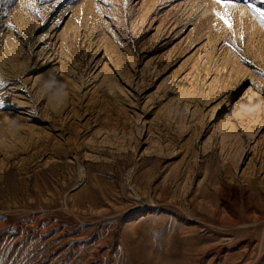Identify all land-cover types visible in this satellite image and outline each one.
I'll list each match as a JSON object with an SVG mask.
<instances>
[{
	"label": "rangeland",
	"instance_id": "1",
	"mask_svg": "<svg viewBox=\"0 0 264 264\" xmlns=\"http://www.w3.org/2000/svg\"><path fill=\"white\" fill-rule=\"evenodd\" d=\"M29 2L0 0V264H264V27L245 3L228 29L213 0Z\"/></svg>",
	"mask_w": 264,
	"mask_h": 264
},
{
	"label": "bare ground",
	"instance_id": "2",
	"mask_svg": "<svg viewBox=\"0 0 264 264\" xmlns=\"http://www.w3.org/2000/svg\"><path fill=\"white\" fill-rule=\"evenodd\" d=\"M64 15L63 12H61L60 14V18ZM10 30V29H9ZM8 30V31H9ZM7 32V30H6ZM12 34V33H11ZM10 34V35H11ZM4 39H0V47L1 50L3 51L2 54L0 55V66L3 67L2 69L7 68L8 63H14L16 62V58H15V54L17 55V50H14V45L16 44V42L13 40V35L8 36V37H1ZM71 41V40H70ZM65 43V40H62L59 44V48H60V52L61 54L64 50L63 47ZM67 44V43H66ZM0 50V51H1ZM1 53V52H0ZM60 55V54H59ZM19 56V55H18ZM62 56V55H60ZM64 57V56H63ZM69 59V58H68ZM67 62V61H66ZM61 65L56 68V72L58 71L57 74H55V70L54 73H51L49 77H46L43 82H41L40 85V89L45 92L46 97L49 98V100H51L52 96H56L58 97V99H60L59 97H62L64 95V93L66 92V89L68 87V82L67 79H69L70 74H72L69 70H67V68H65V65H62V63H60ZM10 65V64H9ZM12 68V67H11ZM12 69H10V67L7 69L6 73H10ZM12 72V71H11ZM5 73V74H6ZM10 76V75H8ZM68 91V90H67ZM63 94L62 96L60 95ZM64 97V96H63ZM54 98H52L53 100ZM51 100V101H52ZM63 100V98L61 99ZM65 101V100H64ZM67 101V100H66ZM56 102V101H55ZM72 103V102H71ZM51 108V107H50ZM52 113V112H51ZM55 151V150H54ZM61 151V149H60ZM64 152V151H63ZM55 155V154H54ZM174 185V184H173ZM160 193V192H159ZM185 193V192H184ZM136 195V194H135ZM184 195V194H183ZM152 202V201H151ZM188 207V206H187ZM222 217V216H221Z\"/></svg>",
	"mask_w": 264,
	"mask_h": 264
},
{
	"label": "snow or ice",
	"instance_id": "3",
	"mask_svg": "<svg viewBox=\"0 0 264 264\" xmlns=\"http://www.w3.org/2000/svg\"><path fill=\"white\" fill-rule=\"evenodd\" d=\"M242 2L245 3V6L251 13V15L258 19L261 26L264 27V0H242ZM41 3H43V0H41ZM125 3H127V0H125ZM213 3L216 5H219L220 8L223 9V11H216L215 9L214 14L215 16L223 21L225 27L228 29H231L233 27L232 23V12L230 10L237 9L240 7V4L236 2V0H213ZM260 6H257V5ZM29 7L34 8V4L32 3V0L29 2ZM243 16V13H241ZM3 106V101L0 100V107Z\"/></svg>",
	"mask_w": 264,
	"mask_h": 264
}]
</instances>
